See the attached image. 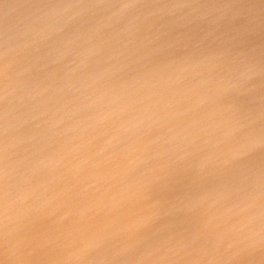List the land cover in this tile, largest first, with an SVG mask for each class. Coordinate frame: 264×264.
Instances as JSON below:
<instances>
[{"label":"water","instance_id":"95a60500","mask_svg":"<svg viewBox=\"0 0 264 264\" xmlns=\"http://www.w3.org/2000/svg\"><path fill=\"white\" fill-rule=\"evenodd\" d=\"M104 1L106 0H1L0 264H22L20 257L9 251L10 244L15 247V241L21 244V239L17 235L11 240L7 230L12 202L16 201L21 190L19 189L13 200L17 181L23 185L25 173L22 172L21 179L17 177L21 173L20 168L25 169L31 158L42 157L47 146L59 147L63 142L61 133L67 135L79 126L77 119L80 112L87 111L85 105L94 104L105 97L103 95L112 93V86L107 88V85L104 91L100 90L105 79H114V84L121 81V75L118 73L125 70V67H121V32L106 33H120L119 38L109 41L100 39L99 34L95 35L100 29L99 25L81 30L76 27L85 20L87 23H94L97 18L87 12L97 8L96 5L99 6ZM109 1L121 4V0ZM171 15L162 12L155 18V23L165 27L162 20ZM184 22L191 21L187 19ZM184 22L173 25L184 28ZM193 25L196 24L191 23V26ZM68 26H72L80 38L91 39L94 43L100 40L99 44L96 47L85 44L83 47L90 51L84 53L83 56L86 57H78L73 43L69 42L63 46H60L59 42L55 43L64 33V29H69ZM141 28L142 23L139 20L129 37L128 32H124L125 40L134 38L133 32ZM215 43V40L206 36L201 40L195 38L185 45L205 44L207 49L213 48L217 51L225 48L227 52L235 55L238 53L237 57L254 59V54L258 55L255 48L246 45L240 46V53H235L225 42L217 41L219 45ZM51 45L55 46L53 54L49 49ZM132 49L130 47L126 50ZM136 49L137 47H134L133 51H126L127 56L132 58L131 54L140 53V49ZM197 50L198 47L190 53ZM90 53L102 58L93 63L92 60H87ZM190 53L179 52L176 58L158 66L159 72H163L162 68H173L178 63V76L187 83L183 77L197 75L203 69L200 66L202 61L196 63L195 60H206L209 55L207 51H202L194 56L195 60L187 61ZM167 59L163 58L164 62ZM96 63L100 64L96 69L98 75H86L85 72ZM260 75L258 82H264L263 68ZM170 76L176 77L172 71ZM89 80L92 81L90 84ZM251 82L252 89L248 88V96L259 93L255 89L256 84ZM174 88H178L177 84H170L166 89L158 85L156 91L148 95L140 105L137 104L138 98H132L130 101H134L139 107L125 119L121 114V106L125 105L126 101L121 102L119 94L117 103L111 104V108L108 107L113 113H109L102 123L95 126L97 129L91 132L92 138L95 135L101 138L89 143L92 147L87 152L88 158L94 156V149H102L108 152L109 157H117L118 161H113L108 166H99V163H96L89 171L97 175L101 171L99 176L106 177L99 185V193L105 189L108 198L106 207L109 209L104 217H96L94 229L99 232H94L93 237H97L100 244L110 243L114 247L107 255L112 254L115 264H241L246 255L251 254L256 247L259 248L257 241L260 233L258 236L255 223L262 217L257 209L258 204L252 200V196H248L241 204V209H238L241 206L239 204H236L237 208L234 206L225 209L224 205L229 200L227 194L230 191L226 184L230 175L220 171L221 169L212 170L211 165L217 164L216 159L221 158V163H225L226 169H229L232 159L226 162L228 152L223 156L225 148L222 143L209 146L203 143L201 147L194 148L205 135L215 132L221 135L231 133L234 125L227 126L224 121L228 122L234 116H230L229 110H207L199 103H191L189 99L192 100L194 93L173 90ZM49 93L52 96L46 99V106L41 107V102ZM148 106L155 108L154 114L144 112ZM87 113H90V110ZM210 115L216 118L207 121L206 117ZM25 117L28 118V125L25 132L21 133V124ZM235 119L234 122H238V119ZM219 123L222 125L219 126ZM203 125H207V128H202ZM59 134L57 142L53 143L55 139L50 141L54 135ZM85 139L93 141L90 138ZM236 146L239 149L243 147L241 144ZM191 148L200 149L185 155ZM215 150L217 158L212 159V151ZM115 151L120 154L116 155ZM179 153H184L186 157L178 159L179 163L174 166L177 168H173L170 163ZM207 165L210 168H207ZM178 167H185V175L180 180L173 175ZM253 183L254 180L251 184ZM192 186L193 193L190 189ZM135 192L142 196L138 194L137 197ZM24 193L22 192L19 200L21 203ZM90 208L96 210L99 215L101 206L98 203L94 202V206ZM208 208L212 214L198 226L199 217L201 219L202 215H205L204 212H208ZM104 223L107 226L106 231L112 235L111 238L105 234L102 226ZM229 227L231 228L228 229ZM249 232L252 238L256 237L251 247L250 237L247 236ZM103 234L104 238L101 237ZM71 235L69 234V238ZM215 244L218 245L215 252L208 249L207 246ZM175 245L176 248H172ZM185 247L187 249H184ZM70 252L72 253L70 250L65 251L67 257ZM231 259L234 260L232 263L227 262ZM68 260L70 262V259Z\"/></svg>","mask_w":264,"mask_h":264},{"label":"bare ground","instance_id":"6f19581e","mask_svg":"<svg viewBox=\"0 0 264 264\" xmlns=\"http://www.w3.org/2000/svg\"><path fill=\"white\" fill-rule=\"evenodd\" d=\"M96 7L87 12L96 17V21L90 24L85 20L76 27L81 30L92 25H99L100 29L95 32V35L101 34V36L98 35L100 39L109 41L119 38L120 33L116 35L106 33L120 31L121 67H125V70L118 73L121 75V81L116 84L112 83L114 79L112 81L111 79L104 80L100 90L104 91L105 86L108 85L107 88L112 86V93L103 95L105 97L94 104L85 105L86 110H90V113L80 112L77 119L79 126L75 130L72 129L67 135L61 133L63 142L59 147L47 146V149L43 150L42 157H33L28 165L26 163L25 169L20 168L21 173L17 177L21 179L22 172L25 173L23 185L21 186V182L17 181L18 185L15 186L13 200L19 193V189L21 190L16 201L12 202L7 230H9L11 240L18 235L22 245L16 240L17 244L15 247L10 244L9 251L20 257V261L27 251L36 248L37 253L32 263L46 259V264H115L112 254L107 255L114 247L110 243L100 244L97 242V237H93L94 232L96 234L99 232L94 229L96 228V217H104L109 211L106 207L108 198H106L105 189L99 193L101 189L99 185L106 177L99 176L101 171L98 175L89 171L96 163H99V166H108L113 161H115L114 163L118 161L117 157H109L108 152L102 149H94L96 151L94 156L88 158L87 152L92 147V144L89 143L101 138L96 135L92 138L91 132L97 129L95 126L102 123L109 113H113L112 109L108 107L117 103L116 98L119 94H121V102L126 101V104L121 106V114L125 119L132 111H136L140 102L145 101L148 95L150 96L156 91L158 85L166 89V86L170 84H177L178 88L173 90L194 93V97L191 98L192 100L189 99V102L199 103L207 110H229L230 116H234L228 122L224 121L227 126L234 125L231 133H222L223 135H221L215 132L205 135V138L202 140L200 138L199 144L194 148L201 147L203 143L208 146L216 143L224 145L223 156L228 152L226 162L228 163L232 159L229 169H226L225 163H221V158L220 161L216 159L214 153L216 150L212 151L214 154H209H212V159L217 160V164L211 165L212 170L221 169L220 171L230 175L228 176L229 182L227 181L228 184H226L230 192L227 194L229 200L224 205L225 209H231L234 206L237 208L236 204L241 205L248 196H252V200L258 204L257 209L262 217L255 223L258 236L260 233V238L257 241L259 248L256 247L254 251H251V254L246 255L241 264H264V82H258L262 68L264 69V0H121V4L106 0ZM162 12H168L169 15L174 13L162 20L165 27L155 23V18ZM187 19L191 22H184ZM139 20L142 23V28L133 32L134 38L125 40L124 32H128L127 36L129 37V33L136 28ZM183 22L186 27L175 26ZM191 23L196 25L191 26ZM68 27L69 29L66 31L65 28L64 33L55 43L59 42L60 46L69 42L73 43L78 57H86L83 56L84 53L90 51L83 47L85 44L90 47H96L99 44L100 40L94 43L91 39L80 38L72 26ZM206 36L208 39L215 40L216 43L217 41L225 42L235 53H240V46L246 45L255 48L258 55L254 54V59L237 57L238 53L235 55L227 52L225 48L217 51L213 48L207 49L205 44V46L203 44L185 45L195 38L201 40ZM143 39L144 43L142 44ZM217 44L219 45V43ZM130 47L133 49L137 47L136 51L140 49V53L131 54L132 58H129L126 51H133V49H126ZM197 47V51L190 53ZM218 48L219 46L216 47V49ZM49 49L53 54L55 46L51 45ZM186 51L190 53L187 56V61L195 60L194 56L202 51L209 53L206 60H199V58L195 60L196 63L202 61L200 66L203 69L197 75L183 77L187 83L181 79V76H178L180 75L178 63L173 68L167 70L162 68L163 72H159L158 66L176 58L179 52ZM69 56H71L70 53ZM101 58L99 55L90 53L87 60H92L94 63ZM163 58L168 59L164 62ZM99 63L94 64L85 74L98 75L96 69L100 66ZM171 71L176 76L175 78L170 76ZM251 81L256 84L255 89L259 93L248 96V88L252 89ZM91 82L89 80V84ZM247 82L251 84H245ZM51 96V93L47 94L39 105L45 107L48 101L46 99ZM132 98H138L137 104L139 103V105L130 101ZM40 99H42L41 96ZM154 110L155 108L148 106L144 112L154 114ZM214 118L216 117L212 115L206 117L207 121ZM235 118L238 119V122H234ZM27 122L28 118L25 117L21 124V133L25 132ZM221 125L219 123V126ZM206 126L203 125L202 128H207ZM260 133L261 135H259ZM257 135L259 136L256 137ZM55 136L50 139L51 142L55 139L53 143L57 142L60 134L56 138ZM85 137L93 141H86ZM238 144L243 147L239 149L236 146ZM143 149L145 150V148ZM198 150L191 148L185 152V155L188 156ZM160 152L162 151L160 150ZM114 153L120 154L117 151ZM185 155L179 153L170 163L171 167L177 168L174 166L179 163L181 158H185ZM101 163L104 164L101 165ZM194 165L197 164L194 163ZM184 168L175 169L174 177L180 180L185 175ZM207 168L210 166L207 165ZM253 180L255 183L251 184ZM193 188V186L190 187L192 193ZM22 192L25 193L21 203L19 200L22 197ZM192 193L189 194L191 197H193ZM135 194L137 197L138 194L142 196L138 192ZM94 202L101 206V211H98L99 215L96 210L90 208L92 205L94 206ZM242 206H239L238 209H241ZM204 213L205 215H202L201 219L199 217L197 221L198 226L202 221L208 220L212 214L211 209ZM102 226L107 237L111 238L112 235L106 231L105 223ZM72 227L75 228L71 230ZM104 231L102 232L104 233ZM69 234H72L70 238ZM247 236L250 237L251 247L256 237L252 238L250 232ZM101 237L104 238V234ZM207 247L215 252L218 245ZM172 248H176V245ZM66 250L72 251L69 253V258L65 254ZM110 260H112L111 263H109ZM233 261L231 259L227 262L232 263Z\"/></svg>","mask_w":264,"mask_h":264},{"label":"rangeland","instance_id":"374dc122","mask_svg":"<svg viewBox=\"0 0 264 264\" xmlns=\"http://www.w3.org/2000/svg\"><path fill=\"white\" fill-rule=\"evenodd\" d=\"M0 3H1V0H0ZM36 248H31L30 251H27L23 257L21 258V263L22 264H46L47 260L46 259H43L42 261L40 262H35V263H32V260L34 259V257L36 256ZM46 253V252H45ZM49 259V258H48Z\"/></svg>","mask_w":264,"mask_h":264}]
</instances>
